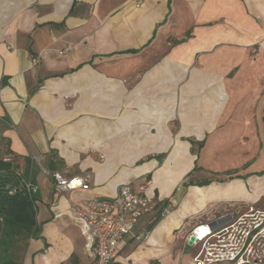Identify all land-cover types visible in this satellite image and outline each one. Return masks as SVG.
I'll use <instances>...</instances> for the list:
<instances>
[{
	"label": "crops",
	"instance_id": "obj_1",
	"mask_svg": "<svg viewBox=\"0 0 264 264\" xmlns=\"http://www.w3.org/2000/svg\"><path fill=\"white\" fill-rule=\"evenodd\" d=\"M262 84L264 0H0V133L17 157L13 167L23 173L33 164L39 194L41 232L23 264H92L65 213L148 175L156 211L167 200L180 211L148 230L143 257L139 250L123 257L145 217L114 264H151L161 253L153 245L173 229L182 226L185 241L194 226L224 215L214 206L258 203ZM244 98L258 107H244ZM213 161L234 164L224 171L250 166L225 181L222 167L207 165ZM55 172L88 183L62 194L58 218ZM203 180L210 182L195 185Z\"/></svg>",
	"mask_w": 264,
	"mask_h": 264
},
{
	"label": "built area",
	"instance_id": "obj_2",
	"mask_svg": "<svg viewBox=\"0 0 264 264\" xmlns=\"http://www.w3.org/2000/svg\"><path fill=\"white\" fill-rule=\"evenodd\" d=\"M65 52H61L63 54ZM9 161V159H4ZM52 207L54 218L62 217L58 208L62 194L87 190V178L64 177L52 173ZM27 190L36 187L27 183ZM154 194L148 181L136 187L123 184L111 198H93L70 207V216L86 238L92 252V264H114L124 239L131 235L141 219L155 220ZM193 237L195 253L192 264H264V209L254 206L245 212L224 214L212 222L200 223L185 238ZM136 239H139L136 236Z\"/></svg>",
	"mask_w": 264,
	"mask_h": 264
},
{
	"label": "trees",
	"instance_id": "obj_3",
	"mask_svg": "<svg viewBox=\"0 0 264 264\" xmlns=\"http://www.w3.org/2000/svg\"><path fill=\"white\" fill-rule=\"evenodd\" d=\"M0 140L4 142L5 158L15 163L17 157L13 156L8 142L1 134ZM49 168L54 170L57 166L52 164ZM34 172L35 168L30 162L27 163L23 173H20L16 166L11 171L0 172V264H20L15 256L18 241L23 238L25 240L36 239L40 235L41 227L36 218L39 194L30 192L26 186L27 183L33 184ZM150 177L151 175H148L146 181H149ZM209 182L203 180L195 185H206ZM192 184H194L192 181H188L184 182L183 186ZM167 204L168 201L161 204L162 207L155 219L156 223L161 219V212Z\"/></svg>",
	"mask_w": 264,
	"mask_h": 264
},
{
	"label": "rangeland",
	"instance_id": "obj_4",
	"mask_svg": "<svg viewBox=\"0 0 264 264\" xmlns=\"http://www.w3.org/2000/svg\"><path fill=\"white\" fill-rule=\"evenodd\" d=\"M186 36L187 35H184V38H182L180 40L174 39L172 42V45L175 46V45H179L181 43L186 42ZM252 53L254 54V51ZM262 85H264V84H262ZM243 101H246V102L244 103V105H243V103L241 105H243L244 107H249V108H252V107L254 108L255 106H257V103L259 105H263V103H264V99H258L257 103L255 102V104L252 103L250 99L244 98ZM245 136L246 135L244 133V136L242 137L243 141H244V143H246V142L248 143L249 139H248V137H245ZM193 144H196V142ZM263 144H264V138L260 142V150H259V154H260L259 159H262V160H264V145ZM200 148H201V146L200 147L195 146L194 150L198 151ZM206 156L210 157L207 153H206ZM220 156H221V154H220ZM5 157H6V155L4 152V142L0 140V160L6 159ZM9 161L12 162L10 159H9ZM207 165L211 169H213V168L216 169L218 167H222V172L218 173V176H219L218 178H223L226 181L228 179H231L230 177H233V175L238 173V172L244 173L247 170V167L250 166V163H248V164L247 163L245 164L244 162L240 163L239 164L240 168L235 169L234 167H231V168H228L227 171H224V169H225L224 167H230V166H233L234 164H228L225 162L215 163L213 161ZM259 168H262V167H259ZM210 173H213V175L211 177L214 179V172H210ZM215 175H217V173H215ZM229 175H231V176L227 179L226 176H229ZM204 178H205V176H204ZM259 199H260V201L258 203H254V204L244 203V202H238V203L226 202V203L219 204L216 207L214 206V208H218L217 210H219V212L221 214L228 213V214H234V215H235V213L245 212L251 206H254V207L259 208V209H264V194L260 195ZM167 201H168L167 206L161 212V219L156 223V220H152V219L150 220V218H149V220L147 222H145L146 224L143 226L142 231L138 234L139 239L136 240L135 238H133L132 240H130V242L127 243V245H125L123 247V257L126 256L131 250H135V251L139 250V251H137L138 257H143L144 254H142L141 251H144V249H145L144 244H146L147 246L149 245V243H146L145 242L146 240L144 241V239L148 234V230L150 231L151 226L154 223H156L155 225H158V223H160L165 218L166 219L169 218L168 215L170 213H172L173 211L174 212L180 211V208L175 209L176 205L173 202H171V200L170 201L167 200ZM155 210H158V209H155ZM212 215L213 214H210V216H212ZM145 219L146 218L141 219L140 222L142 223L143 221H145ZM185 223H187V221ZM182 229H183L182 226L177 228V229H173L171 235H168V236L164 235L163 238H161V241L158 245H153L154 250L156 252L161 251V253H158L156 255V256H159L157 258V260L155 258L151 259L152 260L151 264H191V259H192L193 254L195 253L196 250L192 246H186L185 245L184 237L181 233ZM30 240H25L23 238L21 241H18V248H17V251L15 252V256H16V260L19 261L20 264H23V262L25 260L26 253H27L26 248H27V245H28ZM76 257H78L77 254L73 255V257H71V259L69 261L71 263H73V260H76ZM134 257L135 256H133V258ZM147 259H149V258H147ZM153 259H155V260H153ZM135 260L142 262V261L137 260V259H135ZM147 263H148V261H147ZM131 264H133V261Z\"/></svg>",
	"mask_w": 264,
	"mask_h": 264
},
{
	"label": "water",
	"instance_id": "obj_5",
	"mask_svg": "<svg viewBox=\"0 0 264 264\" xmlns=\"http://www.w3.org/2000/svg\"><path fill=\"white\" fill-rule=\"evenodd\" d=\"M13 169V164L10 161L7 160H0V172L3 171H11ZM194 243V238L191 237L189 241L187 242L188 246H192Z\"/></svg>",
	"mask_w": 264,
	"mask_h": 264
}]
</instances>
